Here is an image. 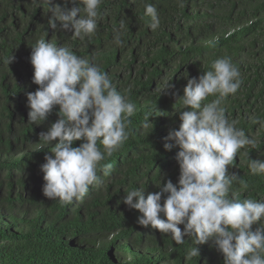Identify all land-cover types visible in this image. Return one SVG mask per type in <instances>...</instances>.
I'll return each instance as SVG.
<instances>
[{
	"label": "trees",
	"instance_id": "1",
	"mask_svg": "<svg viewBox=\"0 0 264 264\" xmlns=\"http://www.w3.org/2000/svg\"><path fill=\"white\" fill-rule=\"evenodd\" d=\"M146 3L157 7L155 30L144 15ZM56 5L63 7L65 0H52L51 6ZM74 6L83 5L69 0L67 7ZM47 10L39 0H0V264H224L212 241L198 245L199 257L186 260L193 246L189 237L177 244L158 229L137 224L141 214L122 201L124 190L142 181L145 195L158 192L160 180L178 184L180 149L164 147L174 143L165 138L181 123L178 97L188 79L212 70V62L225 56L242 79L235 96L225 101L226 115L257 140L229 166V173L248 185L244 189L235 183L233 190L241 200L264 199V175L253 176L248 169L251 159L264 160V127L250 119H264V0H103L97 32L84 40L74 39V30H62L59 21L57 29L50 28ZM121 20L123 44L116 46L113 37ZM40 38L90 61L95 58L136 105L129 139L101 162V167L112 165L111 175L98 169L102 183L72 204L42 193L40 165L58 139L42 146L40 133L60 116L55 106L44 122L29 124L27 94L39 87L32 82L30 45ZM166 81L174 87L163 90ZM145 116L153 124L147 130L142 127ZM260 223L264 220L253 230Z\"/></svg>",
	"mask_w": 264,
	"mask_h": 264
},
{
	"label": "clouds",
	"instance_id": "2",
	"mask_svg": "<svg viewBox=\"0 0 264 264\" xmlns=\"http://www.w3.org/2000/svg\"><path fill=\"white\" fill-rule=\"evenodd\" d=\"M39 2L47 4V12L52 13L50 28L57 29L59 21L62 30H74V39L95 36L103 0H71L73 5H83L72 8L67 7L69 0L63 7L51 6L52 0ZM144 8V15L151 18L149 26L157 29V7L146 3ZM124 27L125 21L121 20L120 30L113 37L116 46L123 44ZM30 46L32 82L39 87L27 94L29 124L44 122L55 106H59L60 116L40 133L42 146L58 139L51 154H46V162L40 165L42 193L60 204L79 202L91 186L102 183L98 169L105 177L111 175L112 165L101 167V162L120 151L129 139L128 126L136 105L117 90L95 58L90 61L74 54L70 47L57 46L44 38ZM241 84V73L227 56L214 60L212 70L188 79L183 96L178 97L181 123L165 138L174 143L164 145L169 151L180 149L178 184L160 180L156 183L160 190L147 195L143 181L138 187L124 190L122 203L141 214L137 224L158 229L177 244H183L184 237L190 238L193 246L187 250L186 260L199 257L198 245L212 241L223 253L224 264H264V223L253 230L254 224L264 220V199L241 200L233 185L239 183L244 189L248 185L237 173H229L241 149L257 145L255 138L238 127L239 120L226 115L225 101L235 96ZM173 87L166 81L163 90ZM209 97L213 99L209 101ZM250 119L264 127V119ZM152 125L145 116L142 127L147 130ZM81 140L84 142L74 146ZM248 169L253 176L264 175V160L251 159ZM179 225L184 226L183 230Z\"/></svg>",
	"mask_w": 264,
	"mask_h": 264
}]
</instances>
